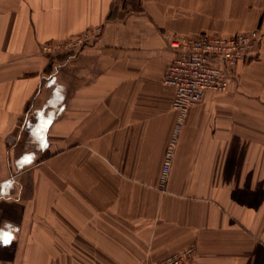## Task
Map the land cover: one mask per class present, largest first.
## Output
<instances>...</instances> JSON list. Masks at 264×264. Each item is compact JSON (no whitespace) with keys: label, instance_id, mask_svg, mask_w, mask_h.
Masks as SVG:
<instances>
[{"label":"crops","instance_id":"1","mask_svg":"<svg viewBox=\"0 0 264 264\" xmlns=\"http://www.w3.org/2000/svg\"><path fill=\"white\" fill-rule=\"evenodd\" d=\"M95 26L74 53L42 55ZM258 30L174 124L172 36ZM264 264V0H0V264Z\"/></svg>","mask_w":264,"mask_h":264},{"label":"built area","instance_id":"2","mask_svg":"<svg viewBox=\"0 0 264 264\" xmlns=\"http://www.w3.org/2000/svg\"><path fill=\"white\" fill-rule=\"evenodd\" d=\"M100 33L101 27L95 26L58 42H42L39 52L46 56L74 53L93 42ZM259 36L257 30H251L228 36L202 32L197 36L170 37L168 47L173 57L165 68L162 82L173 89L171 108L175 112V120L163 153L158 177L160 190L165 191L188 109L207 92H224L227 89L233 68L252 58ZM195 254V247L188 246L147 264H189Z\"/></svg>","mask_w":264,"mask_h":264},{"label":"rangeland","instance_id":"3","mask_svg":"<svg viewBox=\"0 0 264 264\" xmlns=\"http://www.w3.org/2000/svg\"><path fill=\"white\" fill-rule=\"evenodd\" d=\"M258 31V30H257ZM259 32V31H258ZM259 34H260V32H259Z\"/></svg>","mask_w":264,"mask_h":264}]
</instances>
